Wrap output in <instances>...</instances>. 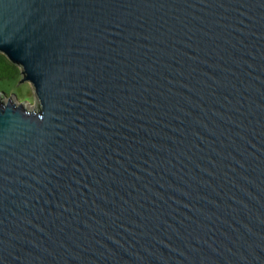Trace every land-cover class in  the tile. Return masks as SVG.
I'll return each mask as SVG.
<instances>
[{
    "label": "water",
    "instance_id": "water-1",
    "mask_svg": "<svg viewBox=\"0 0 264 264\" xmlns=\"http://www.w3.org/2000/svg\"><path fill=\"white\" fill-rule=\"evenodd\" d=\"M0 264H264V0H0Z\"/></svg>",
    "mask_w": 264,
    "mask_h": 264
},
{
    "label": "rangeland",
    "instance_id": "rangeland-1",
    "mask_svg": "<svg viewBox=\"0 0 264 264\" xmlns=\"http://www.w3.org/2000/svg\"><path fill=\"white\" fill-rule=\"evenodd\" d=\"M0 92L13 95L17 101L34 105L36 96L33 86L28 81H20V76L0 80Z\"/></svg>",
    "mask_w": 264,
    "mask_h": 264
},
{
    "label": "trees",
    "instance_id": "trees-1",
    "mask_svg": "<svg viewBox=\"0 0 264 264\" xmlns=\"http://www.w3.org/2000/svg\"><path fill=\"white\" fill-rule=\"evenodd\" d=\"M20 76L19 66L11 62L3 53H0V80Z\"/></svg>",
    "mask_w": 264,
    "mask_h": 264
}]
</instances>
